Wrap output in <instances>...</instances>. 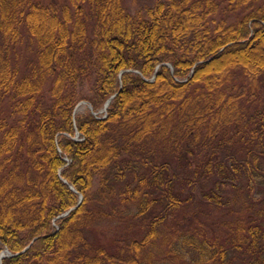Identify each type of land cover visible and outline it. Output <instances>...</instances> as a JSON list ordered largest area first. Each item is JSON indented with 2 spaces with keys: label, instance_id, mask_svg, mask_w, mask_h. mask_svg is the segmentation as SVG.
Listing matches in <instances>:
<instances>
[{
  "label": "trees",
  "instance_id": "obj_1",
  "mask_svg": "<svg viewBox=\"0 0 264 264\" xmlns=\"http://www.w3.org/2000/svg\"><path fill=\"white\" fill-rule=\"evenodd\" d=\"M246 1L154 0L131 13L123 0H0V251L32 241L0 264H175L153 255L191 198L167 156L190 180L213 174L203 195L214 205L257 168L264 179V99L250 109L264 94V0L238 16ZM27 43L35 58L21 69ZM83 100L95 114L74 112ZM247 210L227 244L184 240L185 264H261L264 205ZM146 218L139 239L89 235L98 221Z\"/></svg>",
  "mask_w": 264,
  "mask_h": 264
},
{
  "label": "rangeland",
  "instance_id": "obj_2",
  "mask_svg": "<svg viewBox=\"0 0 264 264\" xmlns=\"http://www.w3.org/2000/svg\"><path fill=\"white\" fill-rule=\"evenodd\" d=\"M41 1L45 5H51V3H54V5L56 6H61V4L68 2V0ZM152 1L154 0H123V3L125 4V7L129 12L135 13L139 5H143ZM253 1L254 0H249L248 2L246 1L243 6H240V12L238 13V16L242 15V11L245 10L246 4L251 7L250 3ZM256 1H258L259 3L263 2V0ZM249 7L247 8V11L250 9ZM220 17H223V13H220V15L216 16L214 19L218 20L220 19ZM228 17L229 19H233L234 15L232 16L231 14H228ZM253 47L255 46L253 45L251 48ZM34 48L35 45L27 43L26 45L23 44L18 49L20 53L21 62L19 63V65L21 69L27 67L28 63L32 61L33 58H35ZM253 50H255V48ZM167 64H169V62L160 65L168 66ZM170 66H168L170 70H173V66L171 65V63ZM154 78L150 80H154ZM86 91L87 89L83 88L82 93H86ZM44 92L47 97H45V101H50V96L47 94V92L49 93V90L44 89L41 93ZM263 99L264 94H261L259 99H254V101L251 103V111L252 109H254V106H259L260 101ZM87 105L88 104L85 101L79 102L77 111H75V113L86 110V108H88ZM234 138L236 139L237 136ZM235 146L229 148V150L233 153L231 158L232 161H236V159L240 160L244 155V153ZM212 147V150L217 151V155L214 157H220L224 159L223 157L229 156L225 147L215 148L214 144ZM167 158L172 166L171 173H173L174 169L176 173L175 176L179 178V181L181 180V182H177L176 184L177 189H180V183H182L183 185L181 189L183 195L191 196V198L189 201L183 203V207L180 210L183 215V220L178 225V231L175 230L173 232H169L171 236L166 234L165 237H159L157 239L153 247V255L156 259L155 261L166 259V262H168V260H171L175 264H185L186 261L190 259V256H192L193 253H190L188 251L189 245L188 243H184V240L189 239L191 235H194L195 239L200 241V243L204 242L208 246L209 242L210 244L212 243L214 245H216L215 242L219 244H227L229 235L233 236L235 235V233H237L238 236V222L240 221V218L244 219L246 222V215H248L247 209H249V207L252 205L256 206L257 208L264 205V179L262 178L261 168H257L256 174H252L255 178V182L250 179L249 182H247L246 178L240 177L239 180L235 181V184L225 187L224 189L226 191L224 195L226 197L228 196L229 201L227 202L226 200L220 205H214L209 202V200H207L205 195H203V192L209 191V189L212 187L211 178L213 174L210 173L212 176H209V174L204 175L201 174L200 171H197V175H195L192 180H190L187 176L189 169L182 168L176 157L173 158V156L169 155L167 156ZM192 160L193 162H196L197 157H194ZM260 165L262 167L263 162ZM215 170L216 169L214 166L209 168V171ZM261 190L263 191L261 192ZM248 196L253 197L255 201L254 204L248 202L245 206L248 207L247 209H245V207H243V202ZM250 212L253 214V210ZM147 220L148 218H146L144 221L141 219H134L131 223L128 222L129 225H127L126 222L123 223L122 221L118 222L105 219L94 224L90 229L89 235L94 242L105 244L111 243V241L119 237V235H124L125 239H130V237L139 239L144 231ZM173 223L174 220L170 223L171 227ZM237 241H239V237ZM4 248L5 247H3L2 249ZM170 254H175L176 256ZM182 254H185V256H182ZM261 254L263 255V262L261 264H263L264 252H262ZM251 257V254H248L244 258H239L236 256L234 264H251ZM243 259H245V261Z\"/></svg>",
  "mask_w": 264,
  "mask_h": 264
},
{
  "label": "water",
  "instance_id": "obj_3",
  "mask_svg": "<svg viewBox=\"0 0 264 264\" xmlns=\"http://www.w3.org/2000/svg\"><path fill=\"white\" fill-rule=\"evenodd\" d=\"M168 66H170V63L169 64H167ZM171 67V66H170ZM158 68V66L156 67V69ZM154 76H155V74L153 75V77L151 78V79H153L154 78ZM113 97V95L111 96V98ZM110 98V99H111ZM110 99H108L107 101H106V103H105V105H104V110H106V107H107V105H108V102L110 101ZM91 107V106H90ZM81 200H82V196L80 195V198H79V203L81 202ZM35 239V238H34ZM33 239V240H34ZM31 242L32 241H30V243L28 244V245H26L25 247H24V249L21 251H19V252H16V253H12V252H10L7 248H4L3 249V251L0 253V260H2V258L4 257V256H11V255H15V254H18V253H20V252H23L25 249H27L28 247H29V245H31Z\"/></svg>",
  "mask_w": 264,
  "mask_h": 264
},
{
  "label": "bare ground",
  "instance_id": "obj_4",
  "mask_svg": "<svg viewBox=\"0 0 264 264\" xmlns=\"http://www.w3.org/2000/svg\"><path fill=\"white\" fill-rule=\"evenodd\" d=\"M23 249H24V248H23ZM23 249H22V250H23ZM22 250H21V251H22Z\"/></svg>",
  "mask_w": 264,
  "mask_h": 264
}]
</instances>
